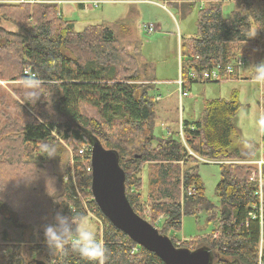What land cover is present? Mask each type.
Wrapping results in <instances>:
<instances>
[{"label":"trees","instance_id":"trees-1","mask_svg":"<svg viewBox=\"0 0 264 264\" xmlns=\"http://www.w3.org/2000/svg\"><path fill=\"white\" fill-rule=\"evenodd\" d=\"M3 1L0 0V80L19 79L24 94L39 92L45 104L39 105L33 96L23 95L22 102L16 103L17 115L1 129L0 221L9 224L11 231L0 229V241L3 248L8 244L12 248L7 253L0 247V264H27L17 251L25 240L43 253L45 248L53 253L42 245L43 227L57 212L83 219L87 216L86 207L94 209L103 223L101 232L96 234L105 249L103 264H163L155 253L116 229L103 216L92 194H88L87 206L83 204L72 177L63 185L50 173L45 164L52 165V160L37 153L38 145L53 142L54 136L86 146L96 139L103 148L115 150L125 174L126 197L137 214L135 175L143 163H158L152 180L157 184L156 200L163 204L156 206V214H164L166 219L160 227L151 224L159 233L167 236V232L180 229L184 215L205 211L213 221V229L204 235L202 243L186 247L172 241L175 246L191 250L205 247L213 255L211 264H264V164L260 221L249 214L258 213L253 207L260 205L257 181L250 179L255 166L240 162L248 159L230 149L231 134L235 132L233 120L240 107L237 92L229 99L206 101L200 121L183 122L182 137L167 135L156 139L154 102L148 94L151 85L139 83L138 48L129 51L122 47L113 27L103 22L76 31L75 21L63 16L57 2ZM88 1L92 7L94 2L97 6L101 2ZM178 1L180 11L193 7L190 0ZM240 5L243 8H238ZM223 7L221 0H208L197 11L195 36L181 40L184 74L189 69L200 73L216 65L224 66L240 55L250 56L253 49L258 59L264 57V0H240L229 14L223 13ZM3 21L11 24L5 27ZM253 25L257 35L251 37ZM114 26L126 27L117 23ZM140 67L143 71L148 65ZM27 107L35 109L37 117ZM87 110L96 113L97 119L89 117L84 112ZM26 147L37 154L35 159L26 156ZM88 154L74 155L75 178L80 187L86 188L91 182ZM198 158L225 161L218 164L216 204L205 196L199 174L187 172L181 176L180 163ZM54 183L61 188V194L50 191ZM180 183L185 190L182 203ZM189 187L194 188L193 195H187ZM12 207L31 217L32 226L25 227ZM25 228L31 229V236H26ZM54 258V264H86L70 246ZM36 261L50 264L34 258L30 264Z\"/></svg>","mask_w":264,"mask_h":264},{"label":"rangeland","instance_id":"rangeland-1","mask_svg":"<svg viewBox=\"0 0 264 264\" xmlns=\"http://www.w3.org/2000/svg\"><path fill=\"white\" fill-rule=\"evenodd\" d=\"M50 1H57L63 16L75 21L74 28L76 31H80L88 25L103 22L113 27L114 34L122 47L123 45H127L129 41H132L133 44H135L134 46L139 48L140 54L137 56L139 65L150 64L143 71L141 67L138 66L140 72L139 83L144 82L147 85H151L150 78L153 76V78L160 81H153L149 89L150 93L154 96L158 94V92L161 96H166V93H169L168 98L175 95L174 98L176 97L177 99L175 103H173L172 99L168 98L162 102L165 104V110L159 112V117L155 118L153 127V134L156 139L166 137L167 129L172 132L174 138H178L180 121L196 122L201 120L203 105L206 99L215 97L229 98L230 90L236 87L237 89L239 88L238 90L241 92L238 97L240 107L233 120L235 132L231 134L230 149L237 152L241 158L259 159L260 155L264 158V145L261 146V143L264 142V129L258 124L259 119L264 115V110L259 107V95L256 89H253L255 83L250 79H240L237 80L238 82L194 83L189 96L182 99V109L179 107L178 98L175 93L177 81H174L178 77V56L180 50L177 37L179 36V39H182L195 36L196 12L199 6L206 0H194L193 7L185 11H180L178 7V10H176L175 4L163 0H146L142 1L143 3L130 2L141 0H101L97 7L87 5L85 8H79L78 4L73 0ZM149 1L159 3V5H162L164 2L165 6H162V8L161 6L152 5L149 4ZM3 2L16 3L13 2V0H5ZM239 2L240 0L222 2L224 3L223 13L229 14L234 9L235 4L238 5ZM238 8H243V6L240 5ZM115 23L124 24L128 28V35L123 32L121 26H114ZM149 23H152L150 24L152 27L154 25H159L160 29H156L155 32L148 34L137 27V25L142 26ZM2 24L5 26L6 24H11V22L3 21ZM8 28L12 29V26L9 25ZM252 33L255 34V36L257 35V30L254 25L252 27ZM121 35H125V37H121L120 40ZM262 60H264V57L258 59L256 50L253 49V53L246 57L245 73H247L251 65ZM204 89L205 91H203ZM23 95L27 97L33 96L35 102L39 105L45 104L43 100L44 96H41L39 92L24 94L19 79L0 80V139L2 127L9 118H13L17 115L16 103L22 102ZM261 101H263L264 104V97ZM27 109L37 117L35 109L32 107H27ZM84 112H86L89 117L97 119L96 113L90 110ZM13 132L14 131H12V134ZM156 143L157 142L154 141L152 145L155 146ZM32 150L31 147H26V156L35 159L37 154L40 153L44 154L45 159H51L52 165L45 164V166L49 167L50 173L57 179H61L63 185L72 177L79 199L83 204H88L90 200L88 194L90 193L91 195L92 193L89 187H80L81 184L78 178H75L77 169L74 163V155H77V152L78 154H83L81 151L84 153L89 152V150H91V144L86 146L85 143H78L70 139L65 140L62 139L61 136H54L53 142H42L38 145L37 154H33ZM158 168V163L156 162H145L142 164L139 172L136 173L135 179L138 180L136 184L138 185L137 192L139 193V202L136 205V210L139 212L138 214L140 217L160 227L164 224L166 216L164 214H156V206L163 203L156 200L157 184L152 180ZM187 172L190 173V175L199 174L201 176L205 183V196L212 204H216L215 185L219 179V165L213 163L203 164L198 160L180 163L181 176ZM50 188V191L61 194V192H59L61 188H57L56 183H54L52 187L50 186ZM189 189L194 188L189 187ZM184 194L185 190H183L180 183V203L183 202ZM12 209L14 211L16 209L17 218H20V221L25 227H30L29 225L32 226L29 220L31 217L27 215L24 216L25 214L23 211L17 207H15V209L12 207ZM86 211L87 216L82 219L83 222L95 235L100 233L103 227L102 221L95 215L94 209L86 207ZM212 222L213 221L209 218V213L205 211L197 213L196 215H184L181 220L180 229L172 230L166 234L178 245L197 247L202 243L204 235H208L213 229ZM9 226V224L0 221V229L11 231ZM30 232L31 229L28 230L27 228L25 230L26 236H31ZM99 241L101 243V239H99ZM42 245L44 246L46 244L42 242ZM0 247H2L1 241ZM11 248L12 245L8 244L7 247H2V252L8 253ZM17 251L27 264H30L33 258L45 259L50 264H54V257L59 252L54 251L50 254L45 248L47 254L43 253L34 247L33 243L26 240L17 246Z\"/></svg>","mask_w":264,"mask_h":264},{"label":"water","instance_id":"water-1","mask_svg":"<svg viewBox=\"0 0 264 264\" xmlns=\"http://www.w3.org/2000/svg\"><path fill=\"white\" fill-rule=\"evenodd\" d=\"M90 171V190L99 210L138 246L155 253L163 264H211L213 255L209 249L175 246L168 236L133 210L126 197L125 174L116 151L103 148L96 139L91 140Z\"/></svg>","mask_w":264,"mask_h":264},{"label":"clouds","instance_id":"clouds-1","mask_svg":"<svg viewBox=\"0 0 264 264\" xmlns=\"http://www.w3.org/2000/svg\"><path fill=\"white\" fill-rule=\"evenodd\" d=\"M254 36L255 34L251 37ZM251 68L253 79L258 83L264 82V60L251 65ZM258 124L264 129V115L261 116ZM0 202H3L2 198ZM43 237L50 251H62L66 246H70L86 264H103L105 256L103 245L78 216L57 212L52 221L43 227Z\"/></svg>","mask_w":264,"mask_h":264},{"label":"built area","instance_id":"built-area-1","mask_svg":"<svg viewBox=\"0 0 264 264\" xmlns=\"http://www.w3.org/2000/svg\"><path fill=\"white\" fill-rule=\"evenodd\" d=\"M37 0H19V2H35ZM227 1V0H223ZM94 6L97 7V2H94ZM144 30L151 34L156 31V27H152L149 25L143 26ZM246 70V57L240 55L236 57L231 63H228L224 66L216 65L215 67L211 68L210 70L204 69L200 73L197 71L188 70L186 74H184L182 68L180 69V76L177 80V86L180 94L182 96L188 95V90L190 85L194 83H206V82H221L224 80H240V79H250L252 82L255 83L256 91L259 95V99L264 97V82L258 83L256 82L253 77L250 75H245ZM182 137V134H181ZM88 151V150H87ZM90 151L88 157L90 156ZM84 154V152L81 151ZM250 164L254 165L255 168L251 172L250 178L253 181H257L259 184V198H260V205L259 207H253L256 209L258 213H249L251 218L259 217L261 221L262 217V205H261V166L264 164V159H258L256 161H250ZM195 193L194 189H189L188 194L193 195Z\"/></svg>","mask_w":264,"mask_h":264},{"label":"crops","instance_id":"crops-1","mask_svg":"<svg viewBox=\"0 0 264 264\" xmlns=\"http://www.w3.org/2000/svg\"><path fill=\"white\" fill-rule=\"evenodd\" d=\"M17 0H13V2H16ZM73 1H75V3L76 4H78V7L79 8H85V6H87L88 5V0H73ZM142 1H146V0H141V1H130V2H139V3H143ZM163 1H165V2H168V3H173V4H175V3H177L176 4V6H175V9L176 10H178V8L177 7H179V5H180V1H178V0H173V1H170V0H163ZM207 1V0H206ZM206 1H204L202 4H204ZM149 4H152V5H156V6H161L162 7V5H159V3H156V2H152V1H149ZM163 8V7H162ZM181 8V7H180ZM199 10V9H198ZM197 10V11H198ZM60 11H61V9H60ZM61 13H62V11H61ZM196 15H197V12H196ZM175 22H176V20H175ZM116 24V23H115ZM149 24H152V23H149ZM149 24H144V25H149ZM144 25H140V26H138L137 25V27H139L143 32H146L145 30H144V28H143V26ZM154 25V24H153ZM154 27H156V29H160L159 27V25H154ZM123 30V32L126 34V35H128V28L127 27H125L124 29H122ZM147 33V32H146ZM195 34H196V32H195ZM121 37H125V35H121L120 36V40H121ZM194 37V36H193ZM178 38V42H179V56H180V54H182L181 53V40L183 39H179V36L177 37ZM189 38H191V37H189ZM135 44H133V42L132 41H129L128 43H127V45H124L129 51H132V50H134L135 48H138L137 46H134ZM130 46H132V47H130ZM248 45H245V47H247ZM139 49V48H138ZM139 54H140V52H139ZM178 56V57H179ZM147 65H150V64H147ZM178 77H177V79L176 80H174L175 82L178 80V78H179V76H180V62H179V60H178ZM152 73H153V71H152ZM151 79V85H152V83H153V81H155L156 80V82H158V81H160V80H157V79H155V78H153V76L150 78ZM222 82H238L237 80H224V81H222ZM220 83V82H219ZM176 84V83H175ZM239 89V88H238ZM236 87H234L232 90H230L231 92H230V96H229V98L231 97V95H232V93L233 92H237V94H238V97L240 96V93L241 92H239V90H238ZM254 90L256 89V86L253 88ZM191 90H192V86H191V88H190V90H189V93L191 92ZM203 91H205V89L203 90ZM175 93H176V95H177V98H178V103H179V107H180V109H182V107H183V104H182V99L184 98V97H188L189 96V93H188V95H186V96H182L181 94H180V92H179V90H178V86H176V89H175ZM148 94L151 96V98H152V100H153V102H154V122H155V118L157 117H159V112L161 111V110H165L164 109V107H165V104L164 103H162L166 98H168V96H169V93H166L167 95L166 96H161V94L158 92V94H156L155 96L152 94V93H150L149 91H148ZM174 96L175 95H172L171 97H169L168 99H172V101H173V103H175L176 101H177V99H176V97L174 98ZM229 98H221V97H215V98H208V99H206L205 101H204V105H203V110H204V106H205V103H206V101H208V100H212V99H229ZM259 96H258V103H259V107L262 109V110H264V107H263V101H259ZM167 99V100H168ZM239 99V98H238ZM202 119V118H201ZM200 121V120H199ZM183 122L184 121H180V129H181V127H183ZM188 122H190V121H188ZM192 122H194V121H191L190 123H192ZM196 122H198V121H196ZM180 131V130H179ZM166 134L167 135H171L172 136V132L169 130V129H167V131H166ZM260 155V154H259ZM262 158V156L260 155V158L259 159H261ZM246 159H248V158H246ZM262 159H264V158H262ZM256 160H258L257 158H253V159H248V161L246 162V164H250V161H256ZM203 164H208V163H213V164H220V163H222L221 161H211V160H205V159H203L202 161H201ZM201 177V176H200ZM219 177V176H218ZM251 179V178H250ZM219 180V179H218ZM252 180V179H251ZM253 181V180H252ZM217 183V182H216ZM203 184L205 185V183L203 182ZM257 184H258V182H257ZM258 187H259V184H258Z\"/></svg>","mask_w":264,"mask_h":264},{"label":"bare ground","instance_id":"bare-ground-1","mask_svg":"<svg viewBox=\"0 0 264 264\" xmlns=\"http://www.w3.org/2000/svg\"><path fill=\"white\" fill-rule=\"evenodd\" d=\"M17 3V2H16ZM26 3V2H25ZM183 55V54H182ZM198 58V57H197ZM213 66V65H212ZM179 67V66H178ZM263 210V209H262Z\"/></svg>","mask_w":264,"mask_h":264}]
</instances>
